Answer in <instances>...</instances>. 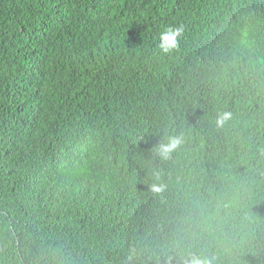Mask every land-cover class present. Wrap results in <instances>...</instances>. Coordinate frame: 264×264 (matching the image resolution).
Segmentation results:
<instances>
[{
    "label": "trees",
    "instance_id": "obj_1",
    "mask_svg": "<svg viewBox=\"0 0 264 264\" xmlns=\"http://www.w3.org/2000/svg\"><path fill=\"white\" fill-rule=\"evenodd\" d=\"M262 58L264 0H0V264H264Z\"/></svg>",
    "mask_w": 264,
    "mask_h": 264
},
{
    "label": "clouds",
    "instance_id": "obj_2",
    "mask_svg": "<svg viewBox=\"0 0 264 264\" xmlns=\"http://www.w3.org/2000/svg\"><path fill=\"white\" fill-rule=\"evenodd\" d=\"M182 33V27L178 28H167L166 30H163L160 33V49L167 53L171 51L172 49L176 48L179 43V37ZM230 113H222L218 115L217 117V125L222 126L229 118ZM183 143V139L181 136H170L168 137V140L166 143H162L159 146V154L162 158H168L172 153H176L178 148ZM236 143L238 145L239 153L244 154L248 156L252 161L258 163L259 155L261 150H257L255 147H258L257 144L250 143L248 141H245L243 139H237ZM262 148V145H259ZM242 151V152H240ZM157 179L159 177L157 176ZM163 190V185L158 183L152 184V191L153 192H161ZM219 191H216L217 194ZM125 217H122L121 214L118 215V217H115L114 219L123 225H133L134 227L138 228V222L137 219L132 217L128 212L124 213ZM136 255V249L131 248L129 250V253L126 256V260L128 264H133V259ZM165 257H166V264H171L174 257L169 255L167 251H165ZM181 260V264H216L214 257H208L203 256L199 254H193V253H187L179 252L178 256L176 257ZM151 259V257H149ZM157 264H159V260L157 259Z\"/></svg>",
    "mask_w": 264,
    "mask_h": 264
},
{
    "label": "rangeland",
    "instance_id": "obj_3",
    "mask_svg": "<svg viewBox=\"0 0 264 264\" xmlns=\"http://www.w3.org/2000/svg\"><path fill=\"white\" fill-rule=\"evenodd\" d=\"M262 60L264 61L263 58H262ZM200 73H198L196 76L191 77V78H197ZM168 77L172 78L171 83H173V84H185L184 75L182 74L181 70L177 66L171 69L170 75ZM201 92H202V85L199 84L198 87L195 89L196 98L194 100L196 102H198V100H200V99L202 100V97L200 96ZM202 102H203V104L207 105L210 101L208 99L203 98ZM243 113L244 114L248 113L246 108H244ZM251 119L254 122L253 126L255 127V131H253V133H249L248 129L242 130V131L241 130L237 131V133L234 135V137H235L234 140L243 139V140L248 141L250 143L263 146L264 145V138L262 137V133H261L263 129L259 128L258 123L255 120L254 116H252ZM184 120H186V119H184ZM261 123H263V122H261ZM261 123H260V125H261ZM189 129L190 128H188V130ZM198 130L199 129H195L192 131H198ZM0 174H2V173H0ZM36 175L38 177H42V174L40 172H37Z\"/></svg>",
    "mask_w": 264,
    "mask_h": 264
},
{
    "label": "bare ground",
    "instance_id": "obj_4",
    "mask_svg": "<svg viewBox=\"0 0 264 264\" xmlns=\"http://www.w3.org/2000/svg\"><path fill=\"white\" fill-rule=\"evenodd\" d=\"M118 162V161H117ZM124 167H128L127 165H124ZM216 228H217V230H220V229H225L226 231H227V228H225L224 226H221V225H218V224H216ZM216 230V231H217ZM254 231L255 230H250V231H248V233H247V230L246 229H244V228H240L239 229V231H238V234L240 235V237H241V239H243V240H247V236L249 237V236H251L253 233H254ZM232 232H234V227H233V229H232ZM245 232H246V234H245ZM218 233V232H217ZM219 237H221V236H219ZM221 238H224V237H221ZM264 239V238H263ZM220 251V250H219ZM179 253V251H177V254ZM213 253L214 252H212V255H213ZM217 254V253H216ZM218 255H221L220 253H218L216 256H218ZM264 255V253H261V256H263ZM205 256H207V255H205ZM209 257V256H208Z\"/></svg>",
    "mask_w": 264,
    "mask_h": 264
}]
</instances>
